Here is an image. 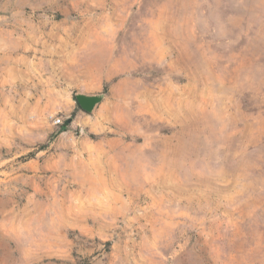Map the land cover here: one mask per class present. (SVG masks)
Wrapping results in <instances>:
<instances>
[{
  "label": "rangeland",
  "instance_id": "obj_1",
  "mask_svg": "<svg viewBox=\"0 0 264 264\" xmlns=\"http://www.w3.org/2000/svg\"><path fill=\"white\" fill-rule=\"evenodd\" d=\"M0 264H264V0H0Z\"/></svg>",
  "mask_w": 264,
  "mask_h": 264
},
{
  "label": "water",
  "instance_id": "obj_2",
  "mask_svg": "<svg viewBox=\"0 0 264 264\" xmlns=\"http://www.w3.org/2000/svg\"><path fill=\"white\" fill-rule=\"evenodd\" d=\"M74 100L83 112L91 114L103 100V94L75 93Z\"/></svg>",
  "mask_w": 264,
  "mask_h": 264
},
{
  "label": "built area",
  "instance_id": "obj_3",
  "mask_svg": "<svg viewBox=\"0 0 264 264\" xmlns=\"http://www.w3.org/2000/svg\"><path fill=\"white\" fill-rule=\"evenodd\" d=\"M55 123H56V124H60V123H61V120H60L59 118H57V119L55 120Z\"/></svg>",
  "mask_w": 264,
  "mask_h": 264
},
{
  "label": "trees",
  "instance_id": "obj_4",
  "mask_svg": "<svg viewBox=\"0 0 264 264\" xmlns=\"http://www.w3.org/2000/svg\"><path fill=\"white\" fill-rule=\"evenodd\" d=\"M68 121H69V120H66V121H65V124H66V125L68 124Z\"/></svg>",
  "mask_w": 264,
  "mask_h": 264
}]
</instances>
